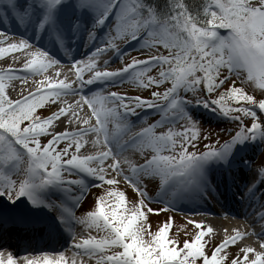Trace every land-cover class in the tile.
<instances>
[{
    "label": "snow or ice",
    "instance_id": "obj_1",
    "mask_svg": "<svg viewBox=\"0 0 264 264\" xmlns=\"http://www.w3.org/2000/svg\"><path fill=\"white\" fill-rule=\"evenodd\" d=\"M3 21L21 32L0 31V57L22 67L0 68V264H264V162L233 193L252 231L225 228L213 243L200 222L188 221L198 231L183 240L169 235L172 217L156 231L147 223L216 200L219 182L235 183L248 150L264 144V0H0ZM121 45L139 56L110 71L100 58L123 62ZM61 52L71 78L44 76L11 98V81L62 64ZM126 82L145 95L108 90ZM201 109L234 125L227 139L203 127ZM62 122L77 128L57 132ZM65 233L70 249L35 246ZM21 234L30 237L23 254L11 250Z\"/></svg>",
    "mask_w": 264,
    "mask_h": 264
},
{
    "label": "bare ground",
    "instance_id": "obj_2",
    "mask_svg": "<svg viewBox=\"0 0 264 264\" xmlns=\"http://www.w3.org/2000/svg\"><path fill=\"white\" fill-rule=\"evenodd\" d=\"M0 31H3L5 33H14L15 35L12 36V39H18L21 29H19L14 22L9 23L8 21H3V22H0ZM4 46L6 45H0V47H4ZM87 53H88V49L84 46H79L74 51V55L78 59L85 58ZM16 55H19L21 59L24 58L22 53H18ZM107 57L105 56L101 57L100 63L103 64L104 60H108ZM112 57L114 58L115 56L112 55ZM60 59L63 61L62 64L57 65L56 67H53L50 72L48 73L46 72L47 74L44 73L43 75L48 76L52 79H63L65 75L67 74L64 68L67 67L69 70V65H68V59L66 58V56H64L62 52L60 53ZM9 65L17 69L22 67V64L13 63L11 58L8 56L0 57V68H6ZM101 70H103V68ZM57 72L60 73L59 77L56 76ZM17 75H23V73L18 72ZM44 76L42 75L41 76H29L27 80L25 81H21V80L11 81L10 89H9L10 94L17 93L20 95L21 91H23L24 94H27L30 91H35L37 82L44 79ZM13 88L15 89L14 91L12 90ZM94 90L96 89L94 88ZM62 99L68 100L69 102H73L75 99H78V97L66 96V97H62ZM81 115H83V113ZM66 127H67V130L69 131L76 130L77 124L73 123L71 125H67L66 122H62L60 123L59 127H56L55 130L57 132L64 131ZM246 173H247L246 170L244 169L241 170V168L238 167V170L235 175V183H233V180L231 177H227L219 182V189L216 194V199L219 201V204L225 207L224 212H220L216 210L208 201H200L195 205L191 203H187L184 206H181L179 204L178 208L180 210L169 211L168 213L163 212L167 216L172 217V222H171L170 227L173 225V222H175V220H179L177 224H179L181 227H183L182 222H184L186 225L195 227L194 224L188 223L189 220L200 222L202 223V225L211 226L214 229V232L212 235H213V240H215L216 242H220L224 236L223 231L217 232V230H219L222 226L229 230L233 228H240L241 230L247 229L248 231H252L251 227H249L248 225V220L236 214L237 207L245 206L246 208H248L247 203L245 202L241 204L238 202V198L234 199V196H233V193L237 191V186H239V188L241 189L242 183L246 180V175H245ZM260 192H264V187L260 188ZM152 207L158 208V207H161V205L156 204ZM189 209H192V210L198 209L199 212L203 214H193V211H189ZM81 231L82 230L78 226L76 229L77 234L79 235ZM251 239L257 240L258 237L251 236L245 242L253 245L252 244L253 242H250ZM29 242H30V237H25L23 234H21V237L19 238L13 237L11 243L14 245V247L11 250L16 253L23 254L25 248L29 246ZM61 243H64V241L60 240L59 243H54V244H51L50 246L56 249H60ZM45 245H47V243H40V244H36L35 246L42 247L45 249L48 248V247H45ZM70 245L65 244V247L70 249ZM233 247L235 248V251H234L235 253L237 251V248L235 246ZM257 249H258V246H257ZM67 254L71 255L70 251ZM92 264H94V261L92 262Z\"/></svg>",
    "mask_w": 264,
    "mask_h": 264
},
{
    "label": "rangeland",
    "instance_id": "obj_3",
    "mask_svg": "<svg viewBox=\"0 0 264 264\" xmlns=\"http://www.w3.org/2000/svg\"><path fill=\"white\" fill-rule=\"evenodd\" d=\"M122 49H124L127 54L123 57V62L121 59H117L115 54H114V58H108L109 61H111L110 63V66L108 68V70H114V69H118L120 67L123 66V63L124 62H129L131 57L133 56H139V53L137 51H134L131 47H127L125 45H121ZM113 53H109V55ZM140 58H143L142 56H140ZM155 74V73H153ZM110 91H118L120 93H127L129 95H135V94H141V95H145V93L143 92V90L141 89H138L137 86L135 84H132V83H124L122 85H120L119 87H113V88H110L108 89ZM162 90V89H161ZM257 99L259 98H262L261 97V92L260 90H255L254 93H253ZM11 95V98L12 99H17L20 95L17 94V93H14V94H10ZM26 95V94H25ZM41 115H47V113L49 112V109L47 108H44V109H41L39 110ZM148 112V120L149 122H152L154 121L155 119H157L158 117L155 116L154 113L151 112V110H147ZM200 118L203 122V127L205 129H210L212 130L213 132V135L215 136L216 133H221L222 137L224 139H227L228 138V135L227 133L223 132V129L224 128H232L234 127L233 124H230L228 122H222V121H219L218 119H216L212 114H210L208 111L204 110L203 112V109H201V113H200ZM139 123V121H137ZM87 149L89 151H92V147H91V144L89 143L87 146ZM262 162H264V144H260L259 146H257L255 149H254V152L253 154H251V159H250V165L249 167H245L247 170H248V173H250L249 175L250 176H254L256 175L258 169L262 166ZM123 182V181H122ZM121 182V188H126L127 186ZM93 191L99 193V194H102V189H93ZM129 193H130V189L128 190ZM107 203L109 205H111L112 203H114V198H109ZM156 204H153L151 206H154ZM156 208V207H155ZM80 209L77 210V215L80 214ZM168 213V212H166ZM169 216H167L165 213H160V215L157 217L156 215H153V214H148V218H147V223L151 225V230L152 231H156L157 228H158V225L160 222H163L165 221L166 219H168ZM179 220H175V222H173V225L170 227V233L169 235L171 237H175L177 234H179V237L181 240H183L185 237H186V234H191V233H195L197 232L198 230L195 228V227H192V226H189V225H186L184 222H182L183 224V227H181L178 223ZM175 225V227H174ZM179 225V226H178ZM186 226V227H185ZM223 229H225V227H221L219 230H217V232H222ZM96 233H93V235H95ZM259 240L256 241L255 243L256 244H253L254 247H257L259 245ZM213 243H219V242H216L215 240H213ZM235 251V248L232 247L230 249V252L231 253H234Z\"/></svg>",
    "mask_w": 264,
    "mask_h": 264
},
{
    "label": "trees",
    "instance_id": "obj_4",
    "mask_svg": "<svg viewBox=\"0 0 264 264\" xmlns=\"http://www.w3.org/2000/svg\"><path fill=\"white\" fill-rule=\"evenodd\" d=\"M251 151H252V148H250L247 153L249 154V153H251Z\"/></svg>",
    "mask_w": 264,
    "mask_h": 264
}]
</instances>
